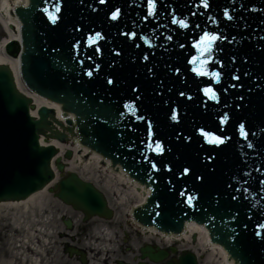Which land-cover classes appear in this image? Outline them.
I'll return each mask as SVG.
<instances>
[{
  "label": "water",
  "instance_id": "95a60500",
  "mask_svg": "<svg viewBox=\"0 0 264 264\" xmlns=\"http://www.w3.org/2000/svg\"><path fill=\"white\" fill-rule=\"evenodd\" d=\"M37 1L17 11L28 26L23 31L24 79L32 89L62 102L63 110L80 117L78 127L89 147L115 160L125 158L132 162L124 161L133 175L142 181L149 178L153 196L146 209L150 211H138L137 218L173 231L193 218L205 223L213 242L223 245L237 264H264V229L259 227L264 224V0H209L208 8L201 0H155L154 15H148V0H108V13L99 11V15L95 0H62L60 16L66 26L59 34L50 33L55 24L43 13L50 0H40V6ZM114 9L123 16L111 22L108 16ZM34 11L40 17L38 24L32 19ZM148 17L152 18L143 23ZM174 19L188 26L173 23ZM140 30L161 34L159 45L144 46L140 33L131 41L132 32ZM205 32L221 37L206 53L212 58L209 65L219 62L224 66L218 81L210 67L213 76L209 80L216 78L212 89L217 99L210 94L205 99L203 89L211 81L203 75L198 78L197 72L193 75L188 65L189 58L202 54L197 44ZM49 35L53 37L47 42L51 51L36 62L35 39L44 42ZM168 37L174 41L167 44L164 38ZM181 44L187 46L180 48ZM14 46L8 51L16 55ZM113 48L121 55H114ZM144 54L150 56L145 63ZM46 63L50 67H37ZM89 70L91 77L86 74ZM109 78L113 84L107 83ZM181 91L188 93L180 96ZM134 100L139 114L146 117L143 122L135 121L133 109L125 107ZM30 101L16 90L10 69L0 66V202L25 199L54 177L50 169L54 151L38 144V134L53 111L40 108L36 121L28 116ZM172 111L178 120L171 119ZM147 118L153 128H147ZM201 130L230 139L219 146L210 144ZM147 140L155 149L159 141L163 151L150 153L144 161ZM185 168L190 169L187 174H183ZM67 185L74 191L69 192ZM88 186L72 174L59 183L56 195L83 211L86 219L97 214L109 217L110 212L102 210ZM185 193H196L193 209L186 204ZM191 224L195 225L189 223L188 231ZM66 225L72 227L69 220ZM152 251L142 249L143 257L158 262L166 256L163 251ZM177 264H195V258L186 255Z\"/></svg>",
  "mask_w": 264,
  "mask_h": 264
},
{
  "label": "bare ground",
  "instance_id": "6f19581e",
  "mask_svg": "<svg viewBox=\"0 0 264 264\" xmlns=\"http://www.w3.org/2000/svg\"><path fill=\"white\" fill-rule=\"evenodd\" d=\"M20 2V0H0V23L3 26V29L5 31V38L0 43V65H7L9 69H12L15 73L17 84L21 90L29 94L27 91H25L18 79V65H19V59L13 56L12 53L5 51V44L10 39H18V28H19V22L15 18V16L12 13V10L15 5H17ZM13 25V28H10L9 26ZM14 25L16 29L14 28ZM38 105H48L49 103L39 99L37 97H34ZM35 113V112H33ZM47 126L43 129V131L39 134L40 137V143L42 146H55L57 148V152L55 156L52 158L51 162V169L55 174V178L53 180L48 181L44 186L45 188L43 190H40L34 194H32L27 199H22L20 201H4L0 203V215H2L5 211L15 210L17 212H20L18 216H7L8 218V224H6V227H0V230L6 229H13L14 233L18 234L19 231H27V235L24 234V240L20 244L16 245V255L11 256L7 260V264H55V252L53 247H50L53 245L54 242V229L56 228L57 221L55 220V214L54 211L57 212L60 209L58 207H54L52 204L55 203L54 199L56 198L49 189H53L56 192V187L58 186L57 182L62 179L65 176L64 172H59L56 167V159L60 158V162L63 164V169L67 171L71 170H77L79 169L80 162L83 163L81 156H73L70 159H67L64 156V152L67 149H72V141H73V133L71 130L68 129L66 123L64 121H61L58 119L55 115H49L47 118ZM63 132L65 136V142H61L57 139L55 134H60ZM76 150V148H75ZM100 160L97 156L92 155L89 160H87L84 164L85 169L83 170L84 173H89L90 177H94L97 172H100L102 170V173L105 177V183L104 188H106L108 191H111L114 193V195L120 199V205L122 206L123 201L125 199L134 198L137 197L140 194V191L137 190L135 183H130L124 174H114L112 172L106 171L105 169H101L99 167V161ZM65 164V167H64ZM97 179L99 176H96ZM129 185H132V187H129ZM125 188V189H124ZM123 195V196H122ZM54 197V198H53ZM126 200V201H127ZM119 201H117L118 204ZM71 207L64 205L62 209H64L67 213H71ZM73 210V209H72ZM74 211V210H73ZM35 216L37 218V221L34 220L32 222V227L28 228L26 230L25 228V222L23 223L19 220L21 217H27L31 218L32 216ZM71 216H74L75 214H70ZM45 218V219H43ZM115 218V217H114ZM113 218V219H114ZM93 220V218H92ZM96 220L103 221L102 218H96ZM41 223L43 228L39 227V224ZM37 225L39 228L34 227ZM105 225H101L100 227L94 228V231L91 233V235L88 237L89 242L88 245L92 248L98 247L95 245V242H97L100 239L105 238L106 242L109 241L110 244L106 247H111L109 249H112L114 247V244H116L117 238L114 237V232H112V236L110 237L109 234L104 233ZM57 231H62L61 228L57 227ZM190 233L198 234V238H196L197 242L192 246L195 248H198V250H204L206 248L205 246V239L206 232L204 229L198 225L191 224L190 226ZM139 234V232H137ZM150 233V234H149ZM147 233L144 232L143 236L138 237V241L143 239L145 242H149L153 237L151 231ZM141 234V232H140ZM107 236V237H106ZM185 237H188L187 235ZM93 240H90V239ZM188 237L187 239H189ZM195 241V240H194ZM16 242V241H13ZM168 243V241H167ZM193 244V243H192ZM135 245V244H134ZM48 248V250H45L46 256L41 257L43 254V251L41 249ZM191 248V247H190ZM105 249L104 247L99 250H109ZM96 251V250H95ZM91 254V253H90ZM97 252H94L92 255L94 257V260L97 262L101 258V255H96ZM32 258V259H31ZM39 262L37 263V261ZM56 264H72L73 260L72 258H65L63 255L59 256V259H56ZM63 262H62V261ZM215 260H217L215 263L217 264H233L232 261H229L227 258V255L221 248H218L216 246H212V251L208 254L207 257L204 259V264L212 263ZM105 262V260H104ZM104 262L102 264H104Z\"/></svg>",
  "mask_w": 264,
  "mask_h": 264
},
{
  "label": "rangeland",
  "instance_id": "374dc122",
  "mask_svg": "<svg viewBox=\"0 0 264 264\" xmlns=\"http://www.w3.org/2000/svg\"><path fill=\"white\" fill-rule=\"evenodd\" d=\"M5 35L6 34L4 32V29L2 25L0 24V43L3 40V38H5ZM85 163L86 162L78 164L79 169L73 170V171L81 175L86 180L93 182L99 189L105 192L108 198V201H109V205L114 210L115 218L111 221H105V220L99 221V220H96V218H94L93 220L83 222L82 221L83 216L81 215V213L75 210L73 211L72 208H70L71 213H67L64 209H62L64 207V204L59 200H55V203L53 202L52 205L60 209L57 212L54 211L55 220L57 221V224H58L56 228L59 227L62 230V231H57L56 228L54 229L55 238H54L53 245L50 246V247H53L54 252H55V264L57 263L56 259H59L60 255L61 256L63 255L65 258L71 259V257H69L68 253H66L65 251L66 244L74 245L77 248L81 249L83 252H85V256L87 259L86 264H102L104 260H105L104 264H117L119 260L128 262L129 264H139V258H138L139 248L143 244H145V241L143 239L138 241L139 240L138 237L143 236V233L138 234L137 231H135V229L131 225H129V222H128L130 220L128 211L130 210V207L133 206L138 201V198L134 197V198H129L128 200L125 199V201H123V203L125 204L121 206L120 199L122 197L120 196L119 198H117L113 192L108 191L106 188H104L105 177H104V174L102 173V170L100 169L101 171L97 172L94 177H90L89 173H84L83 171L85 169L84 167ZM97 175L99 176L98 179L96 177ZM117 201H119L118 204H117ZM72 213L75 215L71 216L70 214ZM19 214L20 212H17L15 210L5 211L2 215H0V227H3V226L6 227V224H8V218L7 216H4V215H9L10 217L14 215L18 216ZM62 216L69 217L74 221V226L72 229L65 228V226L63 225L61 221ZM19 220L22 223L23 221L25 222L24 225L27 230L28 228L32 227V222L34 220L37 221V218L33 215L31 218H27L25 216V217H21ZM102 224L105 225L104 233L109 234L111 237L112 232H114L115 234L114 237L117 238L116 244H114V247H112V249H109L111 247L109 248L106 247L107 245L110 244V242L109 241L106 242L105 238L100 239L97 242H95L94 246L97 245L98 247L92 248L88 245V242H89L88 237L94 231V228L100 227ZM34 227L43 228L41 223L39 224V227L37 225H35ZM13 231H14L13 229H8V231H6V229L0 230V264H7L6 263L7 260L11 256L16 255V245L20 244L22 240H24V237H25L24 234L26 235L28 234L27 231H19L18 234L14 233ZM125 231L128 232V234L130 235L127 241L125 240V237H124ZM90 240H93V239L91 238ZM153 240L154 239L150 241H153ZM13 241H16V242H13ZM184 243L186 244L187 241H185ZM184 243L176 245V247L178 248V252L176 253V255L180 254L181 250L188 248L186 247ZM50 247L47 246V248L41 249L43 251V254L41 256L43 257V259L46 256L45 250H48V248ZM103 247L109 250L107 251L99 250ZM94 252H97V254H95L94 256L101 255L100 256L101 259L97 262L94 260V257L92 255ZM197 252H200V251H197ZM200 254H203L202 256H199L200 264H204V258L207 256V253L201 252ZM173 255L175 254H172V257ZM72 260H73L72 264H82V262H80L77 257H73ZM38 262L39 260L37 261V263ZM215 262L216 261L212 263L214 264ZM50 264H53V263H50Z\"/></svg>",
  "mask_w": 264,
  "mask_h": 264
},
{
  "label": "snow or ice",
  "instance_id": "6c2138e0",
  "mask_svg": "<svg viewBox=\"0 0 264 264\" xmlns=\"http://www.w3.org/2000/svg\"><path fill=\"white\" fill-rule=\"evenodd\" d=\"M101 3H104L105 0H100ZM148 3H149V13L148 15H154L155 14V0H148ZM201 3H202V6L204 8H208L209 7V0H201ZM55 11H51L49 8H44L43 9V12L45 14H47L49 20L51 21L52 24H56L57 21L59 20V13L61 11V7H62V0L61 2L57 3L55 6ZM119 12L120 10L119 9H116L115 12L112 13V19H116L119 15ZM227 14V13H226ZM229 19H231V16L228 17ZM173 23H179L182 27H187L188 24L186 21L184 20H177V19H174L173 20ZM198 27V26H197ZM131 35H134V34H131ZM97 36L99 37L100 34L97 33ZM221 37L216 35V34H212V33H209V32H205L203 34V36L201 37L200 39V42L197 44V47L201 49V53H209L211 52L212 50V46H213V43L220 39ZM168 39H171V37H168ZM144 59H147V57L145 56ZM198 60H200V57H194L193 60L191 61L192 63H196ZM98 67V66H97ZM194 71L197 72L198 75H208L207 72L201 70V69H193ZM176 71L178 72L179 69H176ZM149 72H151V69H149ZM87 76L91 77L93 75V71L92 70H89L87 71ZM214 75L216 76L217 78V81L219 80V73H214ZM236 79H238V77H235ZM107 83L108 84H113L114 81L112 78H109L107 80ZM136 91H138V89H136ZM203 91L206 93V94H210L211 95V98L212 99H217V94L214 92V90L210 87H206L203 89ZM181 95H185L184 93H181ZM137 99H139V97H137ZM125 107L126 108H129V110H132L135 108V101H130L128 102L127 104H125ZM135 114V112H133V115ZM139 119H144V117H138ZM171 119L172 120H178V114L177 113H173V115L171 116ZM223 120L224 121H227L228 120V117L227 116H224L223 117ZM149 128H151V122H149ZM239 128H240V131H241V134L245 135V138H246V133L244 131L245 129V126L243 124L239 125ZM202 131V135L205 136L207 138V143H210V144H214V145H221V144H226L228 139V137H220L219 135H216L214 133H211V132H208V131H204V130H201ZM249 147H252L251 144L248 145ZM151 147V145H150ZM155 147L158 151L162 152L163 151V146L162 144L159 142V141H156L155 142ZM152 168L155 169V170H159L156 166V164L153 162L151 164ZM171 169L169 168V171ZM190 171V169L188 168H185L183 170V174H187L188 172ZM202 179V178H201ZM185 195L187 196L188 198V202L191 203L192 202V199L193 197L187 193H185ZM259 227L261 229H264V224H261L259 225ZM261 234V233H258V235Z\"/></svg>",
  "mask_w": 264,
  "mask_h": 264
}]
</instances>
